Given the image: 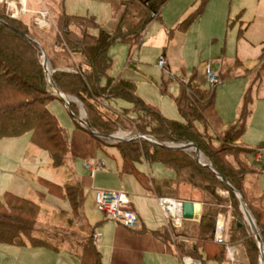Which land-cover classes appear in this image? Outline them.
Segmentation results:
<instances>
[{"label":"trees","instance_id":"1","mask_svg":"<svg viewBox=\"0 0 264 264\" xmlns=\"http://www.w3.org/2000/svg\"><path fill=\"white\" fill-rule=\"evenodd\" d=\"M168 1L118 0L112 4V15L117 21L112 32L103 30L94 16L66 13L63 2L56 26L49 31L40 29L35 17H31L30 21L10 18L7 4L0 3V21L3 22L0 24V138L18 137L29 132L31 142L48 155L54 167L65 163L70 152V137L49 109V104L59 99L53 95L47 82L41 63L43 50L48 56L56 87L84 106L87 129L74 120L77 129L89 135L97 148L109 146L118 150L122 160L121 174L133 176L149 194L158 197L178 199L175 195L180 183L204 190L207 199L200 202L203 208L199 219L185 221L174 238L191 241L189 245L180 243L177 246L182 256L202 262L223 263L226 249L224 245L213 242L215 223L217 215L223 211L221 206L235 199V194L214 173L199 165L193 155L182 150H166L158 144H195L206 158L205 164L211 165L244 197L264 245V195L255 181L259 172L253 161L260 155L264 142L256 150L240 144L250 113V93L245 96L238 120L227 124L216 110L215 88L201 87L195 75L189 78L185 74L175 76L173 81L162 78L159 85L162 95L168 94L174 83L178 90L174 100L181 120H169L158 107L144 102L136 94L137 87L133 81L113 73L114 63L108 55L109 49L116 43L127 44L129 56L134 49H139L147 28L160 20L161 10ZM197 1V9L181 21L178 29L186 28L191 18L199 14L209 0ZM172 33L173 30L168 35ZM259 64L258 83L264 72V48ZM127 66L135 68L130 59ZM221 77L224 80L227 74ZM119 102L127 107L117 110L113 105ZM70 108L78 117L74 112L76 105L71 103ZM120 130L132 137H151L154 143L145 140L109 143L107 137ZM143 163L161 164L173 172L175 178L154 179L139 170L138 166ZM67 176L63 187L45 182L48 192L56 194L69 207L54 214L62 220V224L52 225V233L59 235L58 238H54L44 227L52 221L38 204L5 192L0 196V243L13 246L30 244L60 251L68 241L73 252L76 247L80 248L75 252L80 264H103L93 230L86 223L79 226L73 224L82 210L84 192L73 175ZM218 190L228 192L229 196L221 197ZM180 201L194 202L184 197ZM231 218L230 242H245L247 264H260L257 242L247 234L238 208ZM168 232L165 236L169 238Z\"/></svg>","mask_w":264,"mask_h":264},{"label":"rangeland","instance_id":"2","mask_svg":"<svg viewBox=\"0 0 264 264\" xmlns=\"http://www.w3.org/2000/svg\"><path fill=\"white\" fill-rule=\"evenodd\" d=\"M117 1L29 0L30 8L38 11L43 10V13H46L48 26L40 27L37 23V19L41 17L39 14L36 16L35 14H29L25 16L27 17L26 19H23L30 21L31 17H35L39 28L49 31L50 28L53 29L56 26V18L61 11V3L63 2L66 13L94 16L103 30L109 32L114 31L116 27L117 21L112 15V4ZM0 3L7 4L6 0H0ZM198 5L199 2L197 0H169L161 10L160 20L153 22L147 28L139 49H134L130 56L127 44L116 43L109 49L108 55L114 63L113 73L116 76L120 75L121 78L133 81L137 87L136 94L144 102L158 107L167 119L178 121L181 116L174 100V96L178 92L177 86L174 83L171 85L169 93L162 95L159 90L162 78H169L173 81L175 76L185 74L189 78L195 75L201 87L210 89L207 79V70H209L213 74L218 75L219 84L216 85L214 91L215 106L224 123L228 124L238 120L245 96L248 92L250 93L252 99L249 105L250 113L246 119V128L240 139V144L247 149L256 150L264 142V72L259 83L256 82L258 67L260 66L258 56L264 43V0H209L202 11L191 18L186 28L178 29L177 26L181 21L194 12ZM25 12L27 13V11ZM9 16L14 20L22 19L15 18L11 13H9ZM171 30H173V33L169 36L168 33ZM160 58H164L169 71H165L158 66ZM128 59L135 64V68L127 66ZM41 63L43 65V54ZM49 70L52 76L50 62ZM222 73L224 75L227 74V78L224 80L221 77ZM64 96L76 105L74 112L78 118L82 117L86 120L87 116L84 106L76 98ZM113 107L120 110V107H127V105L119 102ZM49 109L56 116L58 124L67 131L70 137L71 150L66 157L64 165L54 167L48 155L31 142L29 132L18 137L0 138V196L5 192H11L39 204L44 213L50 216V221H52L51 224L49 223L51 226L47 223L48 225L44 227L49 229L54 238H58L59 235L52 233L54 232L52 225L58 226L62 224V220H59L60 218L54 215L59 213L58 211L54 213L51 211L56 209L67 210L69 208L55 193L54 196L48 192L45 182L48 181L56 186L63 187L68 180L67 174L73 175L77 180L82 177H88V172L85 170V165L88 162L103 161L106 164L105 169L116 174L118 170H121L122 160L116 148L104 146L103 148L92 150L93 144L91 142L89 146L91 154L87 156L86 154L88 153L84 151L81 141L75 136V133L79 130H77L76 123L65 105L59 100H53L49 104ZM115 135L127 141L134 138L121 130ZM147 138L151 139L148 136ZM109 143L116 142L109 141ZM95 145L97 146L96 143ZM165 145L175 147L181 144L166 143ZM76 148L79 150L78 153L74 151ZM185 152L193 155V159L196 161V155L193 150ZM259 154L253 158L255 167L259 172L255 181L258 189L264 195V148L261 149ZM201 158L203 163H205L206 158L203 154ZM138 168L140 171L150 174L154 179L166 180L175 178L174 173L165 169L161 164L151 165L143 163ZM94 175L97 178L95 181L97 187L94 186V190L111 191L99 187L100 182L106 179L105 173L97 171ZM178 186L180 187L177 188L178 191L175 195L179 197L178 199L170 196L161 198L180 201L184 197L190 198L194 203H203L207 199V194L202 189L186 183H180ZM217 193L221 197L229 196L228 192L221 190H218ZM235 196L237 197V195ZM236 197L221 206L223 211L216 218L215 231L218 225L223 228L224 243H216L215 236H213V242L218 245H224L226 262L230 264H247L245 242L231 243L228 235L232 222L231 216L238 208L243 216L247 234L257 242L255 233L245 219L240 201ZM157 208L158 210L150 209L149 211L153 216V221L159 222V219H161L165 223L163 212L158 204ZM249 212L251 213L250 210ZM53 216L55 218L52 220ZM102 216V213L94 203L92 193H85L82 214L79 212L76 215L73 224L74 226H79L88 221L91 226H94L101 220ZM105 221L108 222L109 220ZM254 221L257 226L255 219ZM160 224L162 225V223ZM74 226L72 228L78 230ZM180 230L181 226L177 228L170 226L169 238L167 237L166 239L175 247L178 254L180 253L177 246L180 243L186 245L191 243L187 239L178 240L174 238L175 233ZM191 231H193V228ZM66 247H63V250L60 251L64 253ZM40 251L39 257L41 260L35 261L36 264H56L59 255H56L55 251ZM229 253L232 256L227 259ZM182 258L196 260L186 255L182 256ZM14 261L15 255L13 253L7 254L4 258L0 256V264H12ZM68 261L74 263L77 260H67V264H69ZM259 262L261 264V261ZM204 264L214 263L206 260Z\"/></svg>","mask_w":264,"mask_h":264},{"label":"crops","instance_id":"3","mask_svg":"<svg viewBox=\"0 0 264 264\" xmlns=\"http://www.w3.org/2000/svg\"><path fill=\"white\" fill-rule=\"evenodd\" d=\"M6 2L8 4V8H7L8 15L9 13H11L17 19L27 18L25 16L29 14L30 15L35 14L36 16L39 13L44 12L43 10L38 11L35 10L34 8H30L29 0H6ZM25 11H27V13ZM263 48H264V43L262 46L261 53L258 56V61L261 57ZM180 120L181 118L178 121ZM75 136H77L79 141H81L84 151L88 153L86 154L87 156H90L91 154L89 149L90 142L93 144L92 150L97 149V146L95 145L93 139H91V137H89V135H87L86 133L79 130L78 132L75 133ZM74 151H77L78 153L79 150L76 148V150ZM105 168H106V164H105ZM105 168L99 170L100 173L106 174L105 175L106 179L100 182L101 184L99 185V187L107 190H111L112 192L127 193L131 197L132 207L136 211L139 217V225L135 229H127L120 223L105 221L107 219H105L103 214L101 220L98 221L94 226H91L88 221H85L87 226L93 230L94 234H100V237L97 240L94 239V242L97 246L98 251L101 254L103 264H185L184 258H182L180 254H178L175 247H173V245H171L169 241L165 242V239H167V236H165V232L169 231L170 226H172L173 228L176 226H174L172 223H169L165 219L164 215L163 217L165 223L162 222L161 219H159L160 220L159 222L153 221L152 218L153 216L149 212L150 209L158 210L157 204L161 209L159 204V200L161 199V197L149 194L133 176L121 174V170L120 171L118 170L116 174H113L109 172L108 169ZM94 174L91 175L88 172V177H82L80 180L77 181L80 182L83 187L84 196L85 193L87 194L92 193L95 203L96 192L100 190H94V186H96L95 181L97 179ZM174 201H178V200H174ZM178 202H182V201H178ZM59 210L61 209L52 210L51 212H55ZM81 214H82V210H81ZM199 217L200 216H198L193 221L198 220ZM185 221L188 220H183L180 225L181 227L183 226ZM160 223H162V225ZM216 233L217 231H215L214 236ZM65 246L67 247L64 253L63 251L54 252L56 255H59L56 264L57 263L67 264L66 263L67 260L70 259L72 260L76 259L77 261L74 263L68 261L69 264H80L77 256L75 255V252H78L76 250H80V248L76 247L75 252H73L72 250H70L73 248L71 247L70 242L68 241H65L63 247ZM1 250L2 252L0 253V256H2L3 258L7 256V254L9 253H13L15 255V261L12 264H36L35 261L37 262V260H41L39 257L41 254L39 253L41 252L40 250L52 251L46 248L33 247L30 244H27L25 246H13V245L1 244ZM61 250H63V248H61ZM228 255H227V259L228 257L232 256L231 253H229ZM226 261L227 260H225L223 263H217L213 261H208V262H212L214 264H227V263L230 264L229 262ZM194 262H199L200 264H204L205 261L202 262L200 260H195Z\"/></svg>","mask_w":264,"mask_h":264},{"label":"built area","instance_id":"4","mask_svg":"<svg viewBox=\"0 0 264 264\" xmlns=\"http://www.w3.org/2000/svg\"><path fill=\"white\" fill-rule=\"evenodd\" d=\"M39 15L41 17L37 19V23L40 27L48 26L46 13H39ZM158 66L165 71H169L164 58H160ZM207 79L211 88H215L216 85L219 84L218 75L213 74L209 70H207ZM103 168H105V163L103 161L88 163L85 166V169L91 175ZM159 204L165 219L176 227L180 226L183 221L182 203L167 198H161ZM95 205L104 215L105 219L109 221L120 223L127 229H135L139 225V217L132 207L131 197L125 192L97 191L95 195ZM216 231L215 242L223 244V228L218 225ZM99 237L100 234H94L93 238L97 240ZM184 263L200 264L189 258H184Z\"/></svg>","mask_w":264,"mask_h":264},{"label":"water","instance_id":"5","mask_svg":"<svg viewBox=\"0 0 264 264\" xmlns=\"http://www.w3.org/2000/svg\"><path fill=\"white\" fill-rule=\"evenodd\" d=\"M0 24H3V22L0 21ZM42 54H43V65L42 66H43L44 71H45V75H46V78H47V82H48L49 88L52 90L53 95L55 97H57L60 101H62V103L67 108L68 112L72 115L73 119L75 121H77L78 123H80V125L83 128L87 129V125H86L85 120L83 118H81V117L78 118V117L74 116L73 113L71 112L70 99L65 97L60 92V90L56 87V85L54 84L52 76H51V72L49 70V60H48L47 54L44 51H42ZM89 132H90V134L97 135L96 133H94L92 131H89ZM107 140L114 141V142H131V141H134V140H145V141H148V142H153L152 139L147 138V137H141V136L134 137V138H132V139L127 141V140H125L123 138L118 137L117 135H111V136L107 137ZM158 145L161 148L166 149V150H171V149L172 150H182V151L193 150L195 152V155H196L197 163L199 165H201L202 167L212 171L219 179H221L229 187V189L235 195H237V197H238V199L240 201V204H241L245 219L247 220V222L249 223L250 227L252 228V230L255 233V237H256V240H257V243H258V248H259V251H260V261H261V264H264V245H263V241H262V238H261V236H260V234H259V232L257 230L256 223H255L251 213L249 212V210H248V208L246 206L244 197L238 191L233 189L230 186V184H228L222 178V176L219 173H217V171L211 165L203 163L202 158H201L202 157L201 151L199 150V148L195 144H191V143L181 144V145H178V146H175V147L168 146V145H165V144H158ZM201 212H202V204L194 203V202H187V201L182 202V217H183L184 220L193 221L198 216H200Z\"/></svg>","mask_w":264,"mask_h":264}]
</instances>
